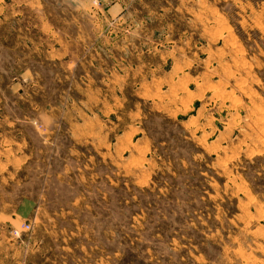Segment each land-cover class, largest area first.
Here are the masks:
<instances>
[{
    "label": "rangeland",
    "instance_id": "rangeland-1",
    "mask_svg": "<svg viewBox=\"0 0 264 264\" xmlns=\"http://www.w3.org/2000/svg\"><path fill=\"white\" fill-rule=\"evenodd\" d=\"M0 264H264V0H0Z\"/></svg>",
    "mask_w": 264,
    "mask_h": 264
}]
</instances>
